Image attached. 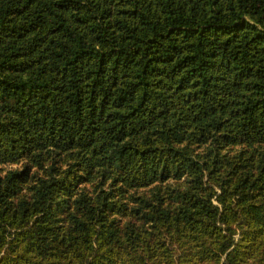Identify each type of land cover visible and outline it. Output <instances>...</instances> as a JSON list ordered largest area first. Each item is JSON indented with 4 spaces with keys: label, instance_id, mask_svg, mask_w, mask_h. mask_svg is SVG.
Here are the masks:
<instances>
[{
    "label": "trees",
    "instance_id": "obj_1",
    "mask_svg": "<svg viewBox=\"0 0 264 264\" xmlns=\"http://www.w3.org/2000/svg\"><path fill=\"white\" fill-rule=\"evenodd\" d=\"M0 264H264V0H0Z\"/></svg>",
    "mask_w": 264,
    "mask_h": 264
}]
</instances>
